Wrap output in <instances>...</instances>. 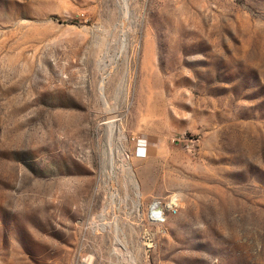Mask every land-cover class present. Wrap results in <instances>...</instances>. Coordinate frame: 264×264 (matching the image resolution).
<instances>
[{
    "label": "rangeland",
    "instance_id": "obj_1",
    "mask_svg": "<svg viewBox=\"0 0 264 264\" xmlns=\"http://www.w3.org/2000/svg\"><path fill=\"white\" fill-rule=\"evenodd\" d=\"M79 263L264 264V0H0V264Z\"/></svg>",
    "mask_w": 264,
    "mask_h": 264
},
{
    "label": "built area",
    "instance_id": "obj_2",
    "mask_svg": "<svg viewBox=\"0 0 264 264\" xmlns=\"http://www.w3.org/2000/svg\"><path fill=\"white\" fill-rule=\"evenodd\" d=\"M177 205H178V198L175 194L170 195L168 200L163 205H159L158 202L156 203L154 202V204L151 206V209L149 206V212H148L149 222H150V217L155 222H164L166 213L170 211L171 212L176 211ZM79 264H82V263H79Z\"/></svg>",
    "mask_w": 264,
    "mask_h": 264
}]
</instances>
